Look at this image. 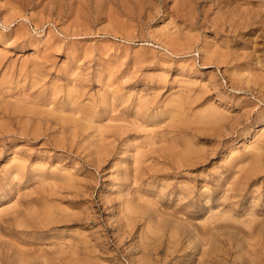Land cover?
<instances>
[{
  "label": "rangeland",
  "instance_id": "rangeland-1",
  "mask_svg": "<svg viewBox=\"0 0 264 264\" xmlns=\"http://www.w3.org/2000/svg\"><path fill=\"white\" fill-rule=\"evenodd\" d=\"M263 142L264 0H0V264H264Z\"/></svg>",
  "mask_w": 264,
  "mask_h": 264
},
{
  "label": "bare ground",
  "instance_id": "bare-ground-1",
  "mask_svg": "<svg viewBox=\"0 0 264 264\" xmlns=\"http://www.w3.org/2000/svg\"><path fill=\"white\" fill-rule=\"evenodd\" d=\"M234 58H235V57H234ZM263 143H264V142H263ZM261 145H263V144L261 143ZM259 146H260V145H259ZM257 147H258V146H257ZM262 147H264V146H262ZM255 148H256V147H255ZM255 148H254V150H255ZM260 148H261V146H260ZM260 148H259V149H260ZM259 149H258V152H261V153H262L263 150H262V151H261V150L259 151ZM261 149H262V148H261ZM256 150H257V149H256ZM256 150H255V151H256ZM258 152H257V153H258ZM263 152H264V151H263ZM187 154H188V153H187ZM258 154H259V153H258ZM259 155H260V154H259ZM254 156H256V155L254 154ZM263 156H264V155H263ZM184 158H185V157H184ZM252 158H253V160H254V157H252ZM259 158H261V160H263L262 157L259 156ZM191 159H192V158H191ZM184 160H185V159H184ZM253 160H252V161H253ZM255 160H256V159H255ZM258 160L260 161V159H258ZM190 161H191V160H190ZM190 161H189V162H190ZM255 163H256V162H255ZM257 164H258V163H257ZM258 165H259V164H258ZM255 166H256V165H255ZM253 168H254V167H253ZM133 208L135 209L136 207H134V205H133ZM128 209H130V208H128ZM134 209H133V210H134ZM131 210H132V209H131ZM135 211H136V210H135ZM132 212H133V211H132ZM155 227H156V226H155ZM153 228H154V227H153ZM154 229H157V228H154ZM263 229H264V228H263ZM150 230H151V227H150ZM158 230H159V229H158ZM156 231H157V230H155L154 232H156ZM262 231H263V230H262ZM151 232H152V231H151ZM259 233H260V232H259ZM149 234H150V232H149ZM261 234H262V233H261ZM172 236H173V235H172ZM261 236H262V235H261ZM258 237H259V236H258ZM208 238H209V237H208ZM263 238H264V237H263ZM256 239H257V238H256ZM259 239H260V238H259ZM197 240H198V239H197ZM199 240H200V239H199ZM199 240H198V241H199ZM204 240H206V239H204ZM210 240H212V239H210ZM263 240H264V239H263ZM206 241H207V240H206ZM209 242H210V241H209ZM209 242H208V243H209ZM214 242H215V241H213V244H214L215 247L212 246L213 244L210 243L211 246H212V248H213V250H214V249L216 248V246H217V244L215 245ZM208 243H207V244H208ZM256 244H258V242H256ZM204 245H206V244H204ZM208 245H209V244H208ZM208 245H207V246H208ZM207 246H206V248H207ZM263 246H264V244H263ZM218 248H219V247H218ZM209 249H210V248H208V250H209ZM262 249H263V247H262ZM205 250H206V249H205ZM205 250H204V251H205ZM218 250H219V249H218ZM209 251H210V250H209ZM211 251H212V250H211ZM214 252H215V250H214ZM203 253H204V252H203ZM211 253H212V252H211ZM216 254H218V253H216ZM216 254H215V255H216ZM206 255H208V257H210V256H209V253H206ZM206 255H205V253H204V256H206ZM210 255H211V254H210ZM213 256H214V255H212V257H213ZM212 257H210V258H212ZM206 258H207V257H206ZM210 258H209V259H210ZM214 258H215V257H214ZM214 258H212V259H214ZM207 259H208V258H207ZM212 259H211V260H212ZM211 260L209 261V264H210ZM207 262H208V261H207ZM252 263L254 264V261H253ZM214 264H215V263H214Z\"/></svg>",
  "mask_w": 264,
  "mask_h": 264
}]
</instances>
